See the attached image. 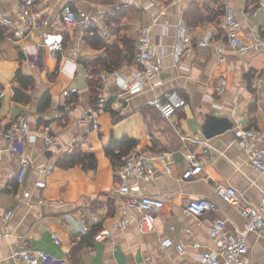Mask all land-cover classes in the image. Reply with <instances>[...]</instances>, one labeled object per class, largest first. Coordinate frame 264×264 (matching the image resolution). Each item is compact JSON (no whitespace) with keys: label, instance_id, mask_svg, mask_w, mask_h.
<instances>
[{"label":"crops","instance_id":"0c3cea01","mask_svg":"<svg viewBox=\"0 0 264 264\" xmlns=\"http://www.w3.org/2000/svg\"><path fill=\"white\" fill-rule=\"evenodd\" d=\"M104 2L40 3L38 8L51 17L52 26L30 30L16 41L11 31L21 23L18 4L0 1V15L14 18L11 27L0 23V147L5 149L0 161V264H25L15 255L23 248L48 252L52 260L46 264H195L202 252L217 249L211 234L216 218L227 219L229 234L245 231L241 205L226 202L217 185L235 187L241 198L253 205L260 204L264 196V170L250 163L252 153L264 147V0H136L115 13V0ZM66 4L85 10L98 28L106 26L108 34L99 35L108 46L117 42L111 27L116 16L119 34L130 37L135 46L141 26L150 25L160 75L143 91L130 93L121 80L134 78L138 66L133 61L116 69L118 78L104 68L99 99L93 101L91 73L84 62L108 58V50L93 47L92 34L84 27L65 29L61 13ZM255 5H261L257 14L246 16V6ZM228 6L239 22V37L249 46L246 53L234 50L225 37L223 17ZM179 22L188 26L192 48L177 57ZM205 38H209L208 45L199 46L198 41ZM55 41L63 43L62 50H51ZM118 44L122 47L119 40ZM18 71L33 81L22 101L14 98L15 88L20 87ZM66 89L78 91L66 96ZM173 90L186 103L170 118L148 105V100ZM46 93L50 97L47 107L42 106ZM89 108L94 111L97 128L78 123V117ZM64 109L67 114L58 116ZM20 116L28 123L22 151L31 158V165L23 182L17 183L13 173L18 160L8 152L5 133ZM45 126L54 137L51 144L42 136L31 138ZM242 127L256 135L247 146L241 144L237 133ZM182 135L207 140L210 156L203 154L198 142L184 140ZM123 137L138 141L130 153L153 156L148 174L139 178L136 190L164 200L150 232L139 231L140 213L127 205V195L114 192L121 180L106 148L112 139ZM77 146L96 156L95 169L58 164ZM192 152L198 153L203 169L196 178L183 179ZM167 166L172 174L167 173ZM43 167L52 170L43 172ZM201 198L215 208L199 217L187 215L185 205ZM8 210L12 215L4 220ZM121 220L125 224L117 226ZM88 226L91 229H86ZM106 227L111 236L95 241L94 233ZM168 240L171 244L166 245ZM194 241L200 245L193 247ZM177 243L185 247V253L178 251ZM247 244V264H264V233L248 232Z\"/></svg>","mask_w":264,"mask_h":264},{"label":"built area","instance_id":"2783aa9c","mask_svg":"<svg viewBox=\"0 0 264 264\" xmlns=\"http://www.w3.org/2000/svg\"><path fill=\"white\" fill-rule=\"evenodd\" d=\"M2 1V0H0ZM15 1L17 5V12L21 23L18 27L11 31L14 40L22 39L26 34L33 29L45 30L52 26V19L49 15L44 14L38 7L40 3L47 0H8ZM247 2L248 0H244ZM136 0H115L113 13L122 12L128 5L135 3ZM261 5L255 7L246 6V16L256 15ZM61 21L67 31L76 30L84 27L89 34L98 32L101 36L108 34L107 27L98 28L94 17H91L85 10L75 8L70 4L64 5L61 13ZM0 23L6 27H11L14 23V18L8 15H0ZM239 22L236 19L232 7L225 8L223 17V28L228 44L237 52L243 54L249 49L247 43L238 35ZM180 39L175 48V54L180 57L183 53L191 50L192 38L188 33V26L186 23L179 22L176 26ZM209 38L198 41L199 46L208 45ZM264 46V39L261 40ZM51 50H62L63 43L55 41L50 46ZM21 50L27 53L26 48ZM133 63L138 66V71L135 73L132 80H121L122 85L126 91L130 93H138L143 91L154 78L160 75L161 65L154 60V52L152 49V34L151 26L144 25L139 29V35L136 44V53ZM113 76L119 77L118 71H112ZM121 78V77H120ZM120 80V79H119ZM224 84V83H223ZM222 86V85H221ZM219 86V88L221 87ZM77 89H66L64 94L70 96L76 93ZM2 93H0V97ZM102 96V95H101ZM186 103L184 97L176 90L169 91L161 97H154L148 100V105L157 109L163 117L170 118L176 111L182 108ZM58 116L63 117L67 114L64 109L57 113ZM78 123L80 125H91L94 128L98 127V123L93 109H86L79 117ZM241 126V125H240ZM238 135L242 137L241 144L247 146L249 140L256 137L254 131L246 130L244 127L237 131ZM28 123L24 116H20L6 129V139L8 144V152L16 157L18 160L17 167L13 173V178L17 183H22L31 165V158L23 153L22 149L27 141ZM42 136L47 144L54 142V137L51 134L49 126L38 130L31 138ZM184 140H193L198 142L199 147L206 157L211 154V147L207 140H197L188 135H182ZM5 149L0 147V161L4 156ZM153 156L147 153L132 152L123 157V163L116 168V174L119 176L121 182L116 184L114 192L123 193L127 195L126 203L128 206L136 208L139 211L138 229L142 233L150 232L155 229V216L164 207V200L150 194H143L137 192L139 178L145 177L148 174L149 167ZM251 165L257 170H264V147L257 148L251 155ZM203 165L198 159V153L192 152L190 154L188 167L182 174L183 179L196 178L202 171ZM51 167H43V172H50ZM167 173L172 174L170 166H167ZM40 186L45 183L39 182ZM218 194L228 203L241 205V213L246 218L245 231H238L229 234L227 232V219L216 218L211 225V234L216 238L217 249L213 251L202 252L195 264H247L245 255L249 252V245L247 244V233L257 232L264 233V196L260 204L253 205L245 202L237 189L233 186L217 185ZM215 208L214 204L208 199H191L184 207V212L187 215L199 217L210 209ZM12 215V210H8L4 214V220H8ZM124 220L119 221L117 226H123ZM91 229V227H86ZM190 229H187L189 231ZM112 234L109 228H102L94 233L95 241H104ZM1 236V233H0ZM59 242V239L56 238ZM171 241H166L165 244H171ZM199 242L194 241L193 247H198ZM178 251L185 253L186 249L181 243L175 244ZM15 255L20 258L25 264H46L52 260L51 255L40 249L23 248L16 251Z\"/></svg>","mask_w":264,"mask_h":264},{"label":"trees","instance_id":"16d2710c","mask_svg":"<svg viewBox=\"0 0 264 264\" xmlns=\"http://www.w3.org/2000/svg\"><path fill=\"white\" fill-rule=\"evenodd\" d=\"M192 15V14H190ZM110 22V21H109ZM112 30L117 34V42L108 46L102 39L98 32L90 35V44L96 48L107 47L108 58H97L94 60H86L84 63L88 65L91 73L89 79V86L93 101L99 99L100 87H101V71L105 68L110 71L118 69L125 62H132L135 53L136 46L134 41L125 34H119L118 30V16L113 18ZM119 35V37H118ZM118 40L121 42L122 47L118 44ZM16 80L19 82L20 87L15 88L14 98L17 101L26 100V90L29 89L32 84V79L28 76H24L21 71L16 74ZM50 97L48 94H44L42 97V106H49ZM138 141L130 137H123L121 139H112L110 144L106 148V154L112 160L114 167L118 168L123 163V157L128 155L132 149L136 148ZM155 143L153 142V146ZM155 147V146H154ZM154 147H152L154 149ZM62 167L68 168L75 165H81L85 169H95L97 167V158L93 154H86L82 152L81 148L77 146L73 151L66 153L58 162Z\"/></svg>","mask_w":264,"mask_h":264},{"label":"rangeland","instance_id":"374dc122","mask_svg":"<svg viewBox=\"0 0 264 264\" xmlns=\"http://www.w3.org/2000/svg\"><path fill=\"white\" fill-rule=\"evenodd\" d=\"M103 1H105L104 3H112L113 0H111V1L109 0V2H106L107 0H103Z\"/></svg>","mask_w":264,"mask_h":264}]
</instances>
